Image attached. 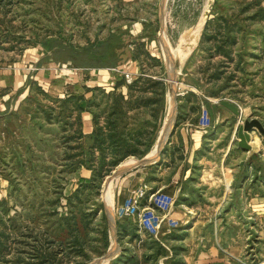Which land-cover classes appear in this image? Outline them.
<instances>
[{
	"label": "rangeland",
	"instance_id": "1",
	"mask_svg": "<svg viewBox=\"0 0 264 264\" xmlns=\"http://www.w3.org/2000/svg\"><path fill=\"white\" fill-rule=\"evenodd\" d=\"M201 17L204 21L200 33L195 34V43L194 38L189 43L190 50L187 47L183 53ZM135 24L140 25L137 31ZM121 43L134 44L133 52L139 54L140 73L130 83L110 71L121 65ZM215 46L229 55L215 52ZM168 53L174 70L179 67L174 76L178 94L172 118L165 64ZM59 60L62 62L58 64ZM41 69L47 74L40 79ZM12 70L21 72L25 79L17 89L0 82V230L4 231L0 236V264L27 258L30 244L44 243L46 237L55 240L49 249L58 250L57 258L71 249V260L96 264L110 242L114 247L104 205L108 201L115 212V199L125 174L106 189L107 178L122 164L144 158L147 153L145 159L153 160L155 155L147 157L156 150L154 144L170 111L157 160L179 116L189 115L180 107L186 106V99L179 100L192 92L200 98L205 96L213 118V128H209L201 151L212 152L215 160L226 152V169L236 167L238 175H244L248 164L253 168L255 183L264 179L258 153L247 155L238 146L237 137L245 120H258L264 128V0H0V76L5 71L13 76ZM141 74L161 80L163 93H146V98L159 101L127 110L119 130L138 131L137 148L144 153L126 157L97 177L99 171L95 174L88 167L92 139L83 131V112L77 115L74 104L65 99L71 94H84L89 102L98 104L91 107L92 112L108 111V94H122L127 99V86ZM97 77L109 78L113 83L93 86ZM84 87L102 90L86 92ZM221 100L233 103L239 114L231 113L228 120L218 122L219 108L228 110L219 104ZM80 104L85 106L84 102ZM100 122L104 124L103 118ZM78 130L83 134L80 139L74 137ZM250 134L253 142L264 146V134L255 128ZM239 158H243L240 165H233ZM77 161L86 163L76 167ZM140 167L135 165L126 171ZM195 169V173L199 172V166ZM180 201L174 200L168 215L171 218L180 209ZM66 217H70L71 230L78 228V240L74 238L76 232L65 240L62 218ZM257 221L254 230L263 227L264 219ZM116 223L125 227L121 233V258H134L119 264L187 263L188 245L183 243L187 230L182 229L180 221L173 219L163 224L156 236L141 231L131 218L116 219ZM102 230L108 238L106 249ZM253 236L257 243V231ZM59 241H66L62 251ZM67 241L74 244L73 249L67 247ZM112 250L114 255L115 248ZM138 255L141 258L135 260ZM117 261L114 257L100 264Z\"/></svg>",
	"mask_w": 264,
	"mask_h": 264
},
{
	"label": "crops",
	"instance_id": "2",
	"mask_svg": "<svg viewBox=\"0 0 264 264\" xmlns=\"http://www.w3.org/2000/svg\"><path fill=\"white\" fill-rule=\"evenodd\" d=\"M134 26L136 29L134 31L139 30L136 28L140 26L139 24ZM133 35L135 34L133 33ZM132 37L135 38V36ZM133 45L121 43L123 59L121 65L116 67L119 71L128 72L132 77L140 73L139 60L134 57L133 47L135 46ZM188 50H190L189 47ZM52 60L50 59V61ZM60 62L62 60L57 61L58 64ZM68 64V61H65L64 66ZM110 71L119 78L115 71L111 69ZM12 74L13 76H10L9 71L3 72L0 76V82L7 87L17 89L22 85L25 77L16 70H12ZM45 74H47L46 70L41 69L39 72L40 79ZM94 82V80L91 81V83ZM112 83L109 78L103 80V78L97 77L93 86L96 84L109 86ZM202 96L205 98L204 95ZM184 98L179 101L181 102ZM185 102L186 106H182L181 110L186 109L189 115L183 114L178 119L177 125L169 134L165 142L166 146L157 160H154L156 158L155 150L147 157L152 158L155 155L154 162L124 173L125 176L121 178L120 190L115 199V206L122 203L133 188L142 182L147 183L153 190L161 189L172 194L174 200L176 198L181 200L180 209L175 213L173 212L172 218L170 216L169 218L180 221L179 225L182 229L187 230L183 240V243L188 245V253L185 257L186 264H248V262L264 264V223L263 227L260 226L254 230L255 220L259 219L262 222L261 220L264 219V183H261L264 179H259V184L255 183L257 180H253L254 174L251 172L253 168L248 164L246 167L248 166L249 170L246 169L244 175H238L236 167L226 169V166L229 165L224 162L226 152L218 160H215L217 157L212 156V152L203 153L201 151L203 142L208 140L207 135L210 133L208 131L211 130L208 128V130L203 131L197 125L200 107L203 103H200L199 107L198 98H190ZM191 105L195 106L196 109L191 111ZM230 117L231 112L219 108L216 120L224 122ZM82 123L84 133L90 134L93 123L89 112H83ZM166 127L167 122L165 120L154 144V149H156L159 139L164 136ZM253 143L257 147L246 152L247 155L253 151L257 152L259 160L264 165V146L259 141L253 142L251 140L252 147ZM242 159L235 160L233 165H240L239 162ZM127 163L130 168L135 166L134 161ZM195 166H199V172H194ZM117 179L118 177L112 181H117ZM254 187H256V192ZM178 217L180 218L178 219ZM114 221V228L111 229L109 226L113 236L111 240H113L115 248V254L112 258L117 257L121 260V229H125L123 225L122 228L117 226L115 217ZM254 231L258 233L259 240L257 243L254 242ZM133 240L135 241V239ZM134 241L133 244L135 245ZM140 258L138 255L135 260ZM119 263L121 262L119 261Z\"/></svg>",
	"mask_w": 264,
	"mask_h": 264
},
{
	"label": "trees",
	"instance_id": "3",
	"mask_svg": "<svg viewBox=\"0 0 264 264\" xmlns=\"http://www.w3.org/2000/svg\"><path fill=\"white\" fill-rule=\"evenodd\" d=\"M210 39H214V37H210ZM215 52L221 53L225 56H228L229 53L225 50H221V47L215 46ZM148 57H150L148 52L146 53ZM134 57L138 59L139 54H134ZM139 60V59H138ZM143 73V72H142ZM163 85L161 80L153 79L151 77L144 76L141 74L138 76L130 85L127 86L128 89V97L125 99V96L122 94H118L114 96L113 94H108L111 99V108L108 111L102 110L100 112H92L90 109L92 106H98V104H94L89 102V100L85 99L84 94L76 95L71 94L66 97L65 101L72 102L73 111L79 115L82 112H89L92 115L93 129L90 133V137L92 139V144L89 147V165L88 167L93 170L95 174L98 172V176L101 172L108 173L111 169H113L116 165H118L122 160H124L128 156H141L144 153L143 151H139L137 145L139 144V132L127 133L124 129L119 130L120 124L123 120H125V116L127 110L130 109H138L143 106H147L148 104H152L153 102L159 101L154 100L152 98H146L145 94L148 92L158 93L159 96L162 95L163 89L161 88ZM86 92H93L96 90H102L101 88H88L84 87ZM152 89V90H151ZM103 92V91H102ZM152 93V92H151ZM214 96V94H212ZM130 97H134L132 101ZM186 100L190 98H198V105L200 107V103H203L207 107V102L204 98H200L193 92L187 96H184ZM81 102L85 103V106H81ZM125 103L126 106L125 107ZM182 107V106H180ZM191 111L195 110L196 107L191 105ZM182 116H179L180 119ZM103 118V123L101 124L100 119ZM137 135V136H135ZM83 136L81 130L76 132L74 136L77 139H80ZM134 140V143H130L129 140ZM80 147V146H78ZM77 147V148H78ZM258 155V154H257ZM84 161H77L74 163L76 167L80 165H85ZM95 177V176H93ZM76 193V192H75ZM74 196V195H73ZM72 195L67 199L71 201ZM106 218V217H105ZM65 221V232L64 235L67 239H70L73 236V232H76L75 237L78 240V228L75 227L74 230H71L72 223L70 222V217L62 218ZM119 220V219H117ZM75 225V224H73ZM118 226L122 228V225L118 223ZM125 229V227L123 226ZM122 233V229H121ZM4 231L0 230V236H3ZM133 236V235H132ZM49 237H46L44 243L40 244H30V249L28 252L27 258L18 257L16 261H13L12 264H85L84 260H71V253L74 251L71 249L67 250V254L64 257L57 258L56 249H49L51 245L55 242L54 239L49 238V241H46ZM135 238H137L135 236ZM134 238V239H135ZM75 241V240H74ZM66 241H59V246ZM68 242V241H67ZM78 242V241H77ZM76 242V243H77ZM102 242L103 248L106 249L108 246V238L105 231L102 230ZM74 245V244H73ZM73 245L71 242H68L67 247H71L73 249ZM67 249V248H65ZM75 249V248H74ZM64 250V247L61 246L60 251ZM78 252V251H77ZM76 252V253H77ZM134 258H121V260L131 261ZM121 260L118 258L117 264ZM7 264L8 260L2 261Z\"/></svg>",
	"mask_w": 264,
	"mask_h": 264
},
{
	"label": "built area",
	"instance_id": "4",
	"mask_svg": "<svg viewBox=\"0 0 264 264\" xmlns=\"http://www.w3.org/2000/svg\"><path fill=\"white\" fill-rule=\"evenodd\" d=\"M110 69L127 83L133 80L128 72L119 71L117 68ZM197 125L203 131L213 125L210 112L203 104L200 107ZM173 203L172 194L161 189L153 190L147 183L142 182L130 191L129 196L122 203L115 206V218H131L136 221L141 231L156 236L163 224L173 221L168 216Z\"/></svg>",
	"mask_w": 264,
	"mask_h": 264
},
{
	"label": "water",
	"instance_id": "5",
	"mask_svg": "<svg viewBox=\"0 0 264 264\" xmlns=\"http://www.w3.org/2000/svg\"><path fill=\"white\" fill-rule=\"evenodd\" d=\"M162 22H163V20H162ZM219 104L221 106L225 107L226 109H228L232 114H234V115L239 114V109L230 101L221 100L219 102ZM254 128L257 129L261 135L264 134V128H263L262 124L258 120H255V119L245 120L243 125H240L238 128V134H237L238 146L242 150H244L245 152H247L250 149V144H249V141L251 138L250 133L254 130ZM160 148H161V145L159 147H157V153L160 152ZM150 162L151 161H147L144 158H140V159H137V163H138L137 166L149 164ZM126 172H128V171H126ZM124 173L125 172L120 173L119 176H121ZM104 211H105V215L107 217L109 226L111 229H113L114 225H115L114 216L111 214V212L108 210V208L105 205H104ZM113 256H114L113 252L110 250V246H109L107 249V252L95 261H96V263H99L104 259L110 260Z\"/></svg>",
	"mask_w": 264,
	"mask_h": 264
},
{
	"label": "bare ground",
	"instance_id": "6",
	"mask_svg": "<svg viewBox=\"0 0 264 264\" xmlns=\"http://www.w3.org/2000/svg\"><path fill=\"white\" fill-rule=\"evenodd\" d=\"M203 21H204V17H201V20L199 21V23L195 26V28L192 30L189 38L187 39L186 43H185V46L183 48V53L185 51V49L188 47L189 43L191 42V40L194 38L195 34H199L200 33V30H201V27H202V24H203ZM196 41V37L194 38V43ZM184 60V57L182 58V61ZM181 61V60H180ZM179 62V61H178ZM165 64L167 66V69H168V73H169V80H170V88H171V97H172V114H171V118L172 116L174 115L175 113V109H176V101H175V96L178 94L177 91H176V88L174 86V83H175V79H174V76H175V73H178V70H179V67H175V70H174V62H173V58L171 56V54H167L165 56ZM179 66H180V62H179ZM171 68H172V71H171ZM174 71V72H173ZM177 75V74H176ZM169 114H170V111L168 113V116L166 117V122H168V117H169ZM170 125V124H169ZM169 127V126H168ZM168 129V128H167ZM162 140H163V136L159 139L158 141V144H157V147H159L161 144H162ZM251 140L252 138H250V141H249V144H250V149L247 151H251L253 149L252 145H251ZM157 147H156V156H157ZM155 153V152H154ZM147 160V159H145ZM147 161H151V160H147ZM134 162L136 163L135 165H137V160H134ZM130 166L128 163H124L120 166V168L118 170H116L115 172H113L106 180L105 182V188L107 189L109 183L114 180L115 178L117 177H120V173H123V172H126V169H129ZM105 206L108 208V210L111 212V214L115 217V212H114V209L113 207L111 206V204L108 202V201H105ZM114 249V247H112ZM112 248L110 247V250L113 252ZM107 262V259H104L102 260L101 262L99 263H96V264H100V263H105Z\"/></svg>",
	"mask_w": 264,
	"mask_h": 264
}]
</instances>
